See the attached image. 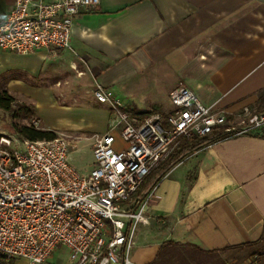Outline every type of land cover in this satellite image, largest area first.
I'll list each match as a JSON object with an SVG mask.
<instances>
[{
  "label": "crops",
  "instance_id": "1",
  "mask_svg": "<svg viewBox=\"0 0 264 264\" xmlns=\"http://www.w3.org/2000/svg\"><path fill=\"white\" fill-rule=\"evenodd\" d=\"M13 3L0 0V23ZM95 83L139 117L168 112L170 92L183 85L237 128L243 109L256 113L264 97V0H100L74 20L66 50L0 49V92L28 102L39 121L45 105L95 102ZM88 113V129L104 130L107 110ZM262 133L214 142L173 166L143 199L147 223L137 226L131 264H247L253 255L264 264L254 245L264 244ZM95 135L80 141L92 147ZM44 264H70L67 250Z\"/></svg>",
  "mask_w": 264,
  "mask_h": 264
},
{
  "label": "built area",
  "instance_id": "2",
  "mask_svg": "<svg viewBox=\"0 0 264 264\" xmlns=\"http://www.w3.org/2000/svg\"><path fill=\"white\" fill-rule=\"evenodd\" d=\"M100 0H14L0 23V49L18 55L70 48L72 26ZM93 100L108 104V130L95 135L92 168L82 176L70 164V136L30 141L0 132V258L44 264L57 247L70 264H131L137 226L146 204L128 203L143 179L176 148L214 129L247 135L264 128V114L244 108L237 128L224 110L206 106L189 88L169 94L171 108L133 114L100 83ZM39 129L40 121L30 123ZM115 134L124 147L115 148ZM257 255L247 264L255 263Z\"/></svg>",
  "mask_w": 264,
  "mask_h": 264
},
{
  "label": "rangeland",
  "instance_id": "3",
  "mask_svg": "<svg viewBox=\"0 0 264 264\" xmlns=\"http://www.w3.org/2000/svg\"><path fill=\"white\" fill-rule=\"evenodd\" d=\"M152 86V85H150ZM165 98V97H164ZM168 102V100H166ZM55 106L45 105L39 109H37V114L40 117L41 127H46L48 125H53L57 131L55 132L56 136L59 134H66L70 136V140L76 147L70 153V164L75 167V169L82 175L87 176L92 168V153H91V141H80L81 137H89L92 133H96L97 135H102L108 130V123L111 118V110L108 104H99L97 102H77L73 104L71 102H66V105L69 107L67 110L64 111L58 106H61L59 102H55ZM15 107V118L12 116L11 113L4 112L0 110V131H4L13 137H17L11 129L12 123L17 124H25L29 125L31 120L35 118L32 114L30 105L28 102H14ZM103 108L106 109L108 112L107 115V123L104 130H92L88 129L89 123V116H88V109L94 108ZM24 111V110H27ZM85 110H87L85 112ZM129 111H132L129 109ZM258 115H261V112H256ZM87 129V130H85ZM94 129V130H93ZM77 130L84 131L82 134L79 135ZM79 137V138H78ZM80 141V142H79ZM77 142L79 144L77 145ZM115 148H123L124 144L120 137L115 134ZM171 155V154H170ZM169 155V156H170ZM168 156V157H169ZM167 157V158H168ZM166 158V159H167ZM166 159L160 162L157 167L162 164ZM156 168V167H155ZM261 256L264 257V252H262ZM250 256H247V259H250ZM15 260V259H13ZM13 260H9L7 262H11Z\"/></svg>",
  "mask_w": 264,
  "mask_h": 264
},
{
  "label": "trees",
  "instance_id": "4",
  "mask_svg": "<svg viewBox=\"0 0 264 264\" xmlns=\"http://www.w3.org/2000/svg\"><path fill=\"white\" fill-rule=\"evenodd\" d=\"M0 110L11 113L15 118V107H14V99L7 94V92H0ZM28 112L27 110H24ZM257 112L264 111V97L260 101ZM29 113V112H28ZM146 114H141V117ZM12 132L16 134L20 139L30 140V141H42V140H51L56 137L55 132L49 130L36 129L31 124H17L12 123L11 125ZM232 133H226L224 128H218L212 130L210 133L202 136L193 138L191 141L179 146L175 149L171 155L158 167L154 168L150 171V173L143 179L141 185L136 190V192L130 197L128 203L133 204V206L140 203L158 184V182L163 178V176L177 163L183 160L189 154L196 152L207 145H210L214 142L221 141L228 137H231ZM264 137V133L261 134ZM253 244H247L242 247H238V249L243 247H249ZM254 245H260L259 248L264 247V244L257 243ZM6 260L0 258V264H6Z\"/></svg>",
  "mask_w": 264,
  "mask_h": 264
}]
</instances>
